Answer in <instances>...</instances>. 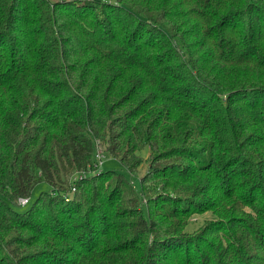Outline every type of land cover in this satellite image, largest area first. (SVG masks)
Masks as SVG:
<instances>
[{
	"label": "trees",
	"instance_id": "trees-1",
	"mask_svg": "<svg viewBox=\"0 0 264 264\" xmlns=\"http://www.w3.org/2000/svg\"><path fill=\"white\" fill-rule=\"evenodd\" d=\"M0 264H264V0H0Z\"/></svg>",
	"mask_w": 264,
	"mask_h": 264
},
{
	"label": "rangeland",
	"instance_id": "rangeland-1",
	"mask_svg": "<svg viewBox=\"0 0 264 264\" xmlns=\"http://www.w3.org/2000/svg\"><path fill=\"white\" fill-rule=\"evenodd\" d=\"M96 145L99 146V148L103 151L104 154V159H103V163H102V169H113L116 170L118 172L123 173L125 176H127L132 183L134 184L135 187H139V175L143 174L144 171L147 168V163L144 162L142 163V165L139 167L138 169V174L137 175H132L128 172V170L120 163V161L112 156H109L108 154H106V152L104 153V146L101 145L98 142H95V149H96ZM98 148V147H97ZM143 158L147 157L148 154V149L145 147L143 149H141L138 152ZM50 186L48 183L45 182H40L38 184H36L33 189H32V194L29 198V203L27 205L24 206H14V208L18 211H23L25 210L30 203L37 197V195L41 192V191H47L49 190ZM214 218L213 214L210 212H205L203 214H195L192 215L191 218L189 219V223L187 225V229L189 231H193L196 228H198L200 225H202L206 220H210Z\"/></svg>",
	"mask_w": 264,
	"mask_h": 264
},
{
	"label": "built area",
	"instance_id": "built-area-1",
	"mask_svg": "<svg viewBox=\"0 0 264 264\" xmlns=\"http://www.w3.org/2000/svg\"><path fill=\"white\" fill-rule=\"evenodd\" d=\"M96 146L98 148L96 147V149L94 151V157L95 158H94L93 166L98 169L103 163L104 155H103L102 150L99 148V146L98 145H96ZM72 190H73V188H72ZM27 201H28V198H19L18 199V202L20 205H25L27 203Z\"/></svg>",
	"mask_w": 264,
	"mask_h": 264
}]
</instances>
